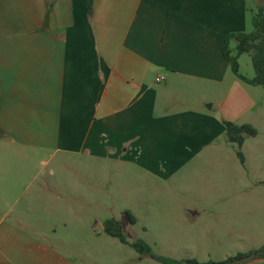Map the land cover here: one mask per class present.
I'll return each mask as SVG.
<instances>
[{"label": "crops", "instance_id": "crops-1", "mask_svg": "<svg viewBox=\"0 0 264 264\" xmlns=\"http://www.w3.org/2000/svg\"><path fill=\"white\" fill-rule=\"evenodd\" d=\"M263 6L94 0L89 13L86 0H0V153L12 159L43 151L66 167L76 160L94 173L133 169L156 182H187L185 173L202 163L217 162L220 171L225 122L248 124L241 116L255 107L257 88L240 79L227 87L232 69L224 53L236 45L230 36L249 32ZM33 183L23 184L16 202ZM207 183L208 194L190 199L199 206L197 214L188 211L192 224L236 217L216 210L242 204L228 193L237 182L228 186L216 176ZM0 215V264H67L37 243L32 235L44 233L22 215L11 224L9 213ZM259 250L238 254L245 257L233 264H264Z\"/></svg>", "mask_w": 264, "mask_h": 264}, {"label": "rangeland", "instance_id": "rangeland-1", "mask_svg": "<svg viewBox=\"0 0 264 264\" xmlns=\"http://www.w3.org/2000/svg\"><path fill=\"white\" fill-rule=\"evenodd\" d=\"M252 30L253 24L249 32ZM230 48L237 55L234 43ZM238 62L242 75L255 76L251 54H242ZM233 82L242 84L230 71L227 87ZM253 90L255 107L251 104L245 109L241 122L251 124L258 135L246 138L241 149L244 163L238 146L228 141L224 162L218 160L225 164L220 171L214 169L217 162L212 166L202 163L185 173L187 182H156L148 173L133 169L99 168L94 173L90 165L83 164L82 169L76 160L68 161L66 167L60 157L51 160L43 151L29 158L21 153L12 159L0 153V210L9 213V224L20 214L26 226L42 231L45 237L31 235L53 249V259L63 258L67 264H161L141 258L130 245L107 235L104 224L111 218L121 223L130 243L143 240L156 254L178 261L221 262L259 250L264 247V88ZM216 176L228 186L237 182L228 187V193L238 194L242 201L235 209L220 204L216 211L237 216L200 218L192 224L188 211L197 214L199 206L190 199L208 194L212 187L207 182ZM28 182L34 183L16 202ZM93 182H99L98 189ZM127 211L137 218L136 224L129 222Z\"/></svg>", "mask_w": 264, "mask_h": 264}, {"label": "trees", "instance_id": "trees-1", "mask_svg": "<svg viewBox=\"0 0 264 264\" xmlns=\"http://www.w3.org/2000/svg\"><path fill=\"white\" fill-rule=\"evenodd\" d=\"M86 2L89 13H91L94 0H86ZM252 24L253 30L251 32L235 33L230 36V39L236 43L237 55H233L231 50L225 51L224 55L231 66L233 73L238 77V79L248 85L255 87L260 86L264 88V6L253 15ZM242 54H251L252 56V62L255 69V76L253 78H248L240 73L238 59ZM225 126L229 142L238 146L240 149L238 155L242 163H244L245 158L241 149L245 144L246 138L257 137L258 131L251 124L238 125L233 122H225ZM126 215L131 224L137 223V218L130 211H127ZM104 229L107 235L118 239L125 245H130L141 258L149 257L161 264H233L245 257L244 255H238L221 262H200L197 259L178 261L156 254L153 251L152 246L143 240H137L130 243L124 233L121 223L115 218L108 219L104 224ZM255 253L257 254V257L264 258V247Z\"/></svg>", "mask_w": 264, "mask_h": 264}, {"label": "built area", "instance_id": "built-area-1", "mask_svg": "<svg viewBox=\"0 0 264 264\" xmlns=\"http://www.w3.org/2000/svg\"><path fill=\"white\" fill-rule=\"evenodd\" d=\"M163 80H164V78L160 76V77L157 79V82H162Z\"/></svg>", "mask_w": 264, "mask_h": 264}, {"label": "water", "instance_id": "water-1", "mask_svg": "<svg viewBox=\"0 0 264 264\" xmlns=\"http://www.w3.org/2000/svg\"><path fill=\"white\" fill-rule=\"evenodd\" d=\"M256 255H252V256H250V257H248V258H245L244 260H247V259H251V258H253V257H255Z\"/></svg>", "mask_w": 264, "mask_h": 264}]
</instances>
